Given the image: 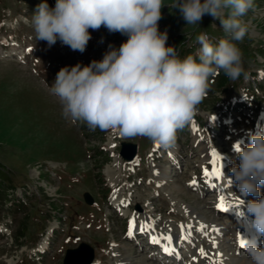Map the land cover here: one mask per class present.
I'll list each match as a JSON object with an SVG mask.
<instances>
[{"label": "rangeland", "instance_id": "1", "mask_svg": "<svg viewBox=\"0 0 264 264\" xmlns=\"http://www.w3.org/2000/svg\"><path fill=\"white\" fill-rule=\"evenodd\" d=\"M42 2L0 0V166L11 187L6 200L21 202L14 207L4 202L0 207V264H62L65 251L81 243L93 249L92 264H114V253L125 254L124 247L134 258L131 264H140L142 255L148 264H195L197 249L212 251L206 239L213 231L201 232L191 212L229 227L221 232L227 240L234 229L233 217L217 208L215 191L222 185L224 197L239 198L229 161L238 165L236 142L244 146L250 143V132L264 128V0H254V10L241 17L249 32L235 43L242 51L245 76L231 80L225 89L209 86L196 115L177 132L175 146L168 150L157 149L145 137L124 139L112 131L93 132L62 117L60 104L48 92L58 71L99 61L110 46L118 48L128 37L101 26L89 29L91 39L83 53L59 40L49 47L36 39L32 26V15ZM46 2L54 7L56 0ZM175 2L163 0L158 22L159 30L167 31L168 46L183 41L187 51L194 49L196 55L201 33H207L213 44L227 38L220 20L209 14L198 25L187 24L179 9L172 7ZM121 143L136 146L134 159H122ZM202 144L221 156L219 167L225 179L204 175L211 162L199 155ZM166 169L168 173L162 175ZM259 188L263 195L264 185ZM85 194L91 198L90 205L84 201ZM133 218L136 227L129 236ZM144 220L147 227L137 233ZM179 223L188 227L189 240L178 242L176 255L164 259L159 248L165 245L158 248L152 234L176 233ZM224 248L228 259L251 264L249 256L237 252L233 244ZM228 259L223 264H235Z\"/></svg>", "mask_w": 264, "mask_h": 264}, {"label": "clouds", "instance_id": "2", "mask_svg": "<svg viewBox=\"0 0 264 264\" xmlns=\"http://www.w3.org/2000/svg\"><path fill=\"white\" fill-rule=\"evenodd\" d=\"M163 6V0H56L54 7L44 0L37 5L32 26L36 39L49 47L59 40L83 53L91 39L89 29L101 26L128 37L118 48L110 46L99 61L62 67L51 86L45 80L66 121L124 139L145 137L168 150L207 96L210 77L221 70L233 81L241 76L242 51L235 42L249 32L241 17L254 10V0H176L172 7L187 24L198 25L209 14L227 34L214 45L201 33L196 55L184 58L167 45V31L159 30ZM249 139L235 150L239 164L229 161L230 179L243 197H258L242 199L243 209L251 231L264 238V195L259 188L264 185V128L250 132ZM258 237L246 238L251 264H264V242L258 245Z\"/></svg>", "mask_w": 264, "mask_h": 264}, {"label": "bare ground", "instance_id": "3", "mask_svg": "<svg viewBox=\"0 0 264 264\" xmlns=\"http://www.w3.org/2000/svg\"><path fill=\"white\" fill-rule=\"evenodd\" d=\"M12 55H14V54H12ZM197 141H198L197 135L193 132V142H197ZM236 143L237 144L235 146H237V145H239L240 147L243 146V142L242 141H237ZM212 151H213V149L209 145H203L202 144V145L199 146L198 153L203 158V160H207V161L211 162L210 157H211ZM154 171L155 172H158V171L160 172V170L158 168H154ZM166 173H168L167 169L165 170V173H163L162 175H166ZM221 177H223V179H225L223 174L219 178L218 177L217 178L220 179ZM158 181H162V179H159ZM213 185H215V184H213ZM225 189L226 188H224L222 185H220L218 190L215 191V192H218L216 205L219 202V197L225 193L224 192ZM182 190H183L182 187L178 188V191H182ZM229 197L225 196V202H226L227 205H233V207L230 208L227 212H230L232 214V217H233L232 222L234 224V229H233L232 232L228 233L229 237L227 238L226 241L223 240L224 236L221 234V232H223L224 229L229 231L228 230L229 227L228 228H226V226L222 227L219 224H215L213 222L209 223L208 221H206L202 217V215L193 214V212H191L192 216H193L192 218H194L196 220V222L198 224L197 228H199V230L201 232H204V230L207 229V228H210L211 231H213V234H210L208 236V238L206 239V242L211 247L210 249H212V251L214 249H217V250H214L215 253L210 251V253L206 254V255H201L199 249H197V251H195V252L196 253L198 252V255L192 260L195 264H210V262L212 260L217 261L218 264H223L224 261L228 259V257L225 255L224 246L226 247L227 244L229 245L231 243L238 249L237 252H240L241 249L238 247V237L243 236L245 238H248L249 236H253V235H257V237H258V234H256L254 231H251L250 218H248L245 215H243V216L239 215L240 212L244 213L243 204H239L238 207H235L238 204V202L241 201L242 199H244L245 201L252 200V199H250L248 196L247 197H243L242 195H240L238 199H231ZM177 201H182V199H177ZM121 204L122 203H117V206L121 205ZM184 207H185L186 210L187 209H191V208H189L187 206H184ZM189 211H192V210H189ZM224 213H226V212H224ZM191 222H192V219L189 218L188 219V223H191ZM147 224H148V220H144V222H142V224L139 226V229H136L135 231H137V233H139L140 232L139 230L147 227ZM177 226H178V230H177L176 233L169 232V231H164V233H153L152 234L153 238H159L160 234L163 235L162 237H167L169 235H171V237H172V243L170 245L167 244L166 240H161V243H159L158 244L159 246H157L158 248L161 245H165V246L168 247L169 250L167 252H165L163 250V248L165 246L161 247V249L159 248V251L161 252V254H163V258L164 259L172 258L170 256V253L172 254V256L176 255L177 251L175 249V246L177 245L178 242H182L181 240H184V242L186 240H189L188 238L190 237L191 233L188 230V227H182V224H180V223ZM201 226H204V227L202 228ZM227 231H225V232H227ZM220 238H222L223 241L218 242V240ZM260 241H261V238L258 237L257 243L260 244ZM219 243L222 244L221 247H219ZM126 249L127 248H125V247L123 248V251H124L125 254H120L118 251H116L114 253V257H116V262H115L116 264H131V260H134L133 257H130V255L128 253H126L127 252ZM217 251H218V253H220L222 255H217L218 254V253H216ZM247 259H248V255H247ZM179 260H180V257H179ZM228 260H230V258ZM230 261L234 262L235 264H249V263H247V261H244V260H233V259H231ZM142 263H147L146 257H143V255L140 258V264H142ZM93 264H96V262H94Z\"/></svg>", "mask_w": 264, "mask_h": 264}, {"label": "snow or ice", "instance_id": "4", "mask_svg": "<svg viewBox=\"0 0 264 264\" xmlns=\"http://www.w3.org/2000/svg\"><path fill=\"white\" fill-rule=\"evenodd\" d=\"M155 147L158 149L159 148V145L157 144V145H155ZM239 148H240V146L237 145L235 147V150L238 151ZM210 159H211V165L209 166L210 171H209V169H205L204 170V175L205 176L211 175V176H215V177H218L219 178L222 175L221 168L219 167V162L221 160V156L216 152V150H213L212 153H211ZM196 183H197L196 180L190 181V184L192 186H195ZM243 203H244L243 200H241V201L238 202V204L235 207H238L239 204H243ZM216 206H217L218 209H220L223 212H227L230 208L233 207V205H227L226 204L225 197L223 195H221L219 197V202L217 203ZM239 215L243 216L244 213L243 212H240ZM135 227H136V221L133 218L132 220L129 221V232L127 233L129 236L132 235L133 229ZM201 227L203 228L204 226H201ZM161 240H166L167 241V244H169V245L172 243V237H171V235H169L167 237L153 238L152 239V242L153 243H156V244H159V243H161ZM245 243H246V238L245 237H243V236L238 237V247L239 248H244ZM163 250L165 252H167L169 249H168L167 246H165L163 248ZM199 251H200V254L201 255H206V253L204 252L203 249H200ZM217 255H222V254L218 253ZM210 264H218V262L215 261V260H212L210 262Z\"/></svg>", "mask_w": 264, "mask_h": 264}, {"label": "water", "instance_id": "5", "mask_svg": "<svg viewBox=\"0 0 264 264\" xmlns=\"http://www.w3.org/2000/svg\"><path fill=\"white\" fill-rule=\"evenodd\" d=\"M136 154V146L131 143H121L119 155L126 161H131ZM86 204H91V198L88 194L84 195ZM94 259L93 249L86 243H81L75 249L65 251L62 264H92Z\"/></svg>", "mask_w": 264, "mask_h": 264}, {"label": "trees", "instance_id": "6", "mask_svg": "<svg viewBox=\"0 0 264 264\" xmlns=\"http://www.w3.org/2000/svg\"><path fill=\"white\" fill-rule=\"evenodd\" d=\"M215 45V44H214ZM177 49L178 55L180 58H184L189 54L194 55V49L187 51L186 46L184 45L183 41H179L173 45ZM264 52V50H262ZM245 75L241 74V76L237 79L238 81H241L242 78ZM231 79H229L224 72L221 70L219 75L215 77H210L209 79V86L212 84H215L219 89H225V87L229 84ZM239 111V110H237ZM11 190V187H9V179L6 175V172L2 166H0V207L5 203H9L10 207H14L15 204H21V202L14 201V200H6V197H8L7 191ZM11 198V196H10ZM54 212H56V208H54Z\"/></svg>", "mask_w": 264, "mask_h": 264}]
</instances>
